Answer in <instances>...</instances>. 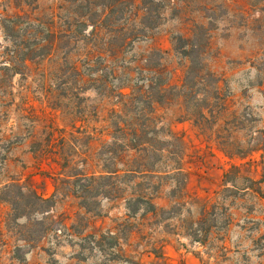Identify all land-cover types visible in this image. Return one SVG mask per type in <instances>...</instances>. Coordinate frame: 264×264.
<instances>
[{
  "label": "rangeland",
  "instance_id": "374dc122",
  "mask_svg": "<svg viewBox=\"0 0 264 264\" xmlns=\"http://www.w3.org/2000/svg\"><path fill=\"white\" fill-rule=\"evenodd\" d=\"M159 1L158 27L114 60L94 57L104 54L110 35H78L22 66L6 50L13 43L5 18L50 16L54 30H65L70 12L65 0H0V264H264V0ZM195 25L204 27L194 39L208 41L204 60L221 80L211 115L191 117L177 90L154 112L133 98L137 91L120 95L147 78L159 82V74L142 69L154 47L166 53L153 61L180 86L186 60L173 40L190 38ZM13 64L22 73L6 68ZM201 88L209 90L210 82ZM123 122L150 124L157 149L169 128L180 136L172 147L180 164L161 151L151 160L161 176L171 173L150 180L158 186L147 190L156 213L128 211L126 199L140 192L132 185L88 212L62 183L72 173L98 175L106 164L130 167V156L111 161L106 148L113 134L123 140L115 132ZM12 182L46 197L57 190L43 238L24 240L25 220H15L2 198ZM110 234L118 244L100 240Z\"/></svg>",
  "mask_w": 264,
  "mask_h": 264
},
{
  "label": "trees",
  "instance_id": "16d2710c",
  "mask_svg": "<svg viewBox=\"0 0 264 264\" xmlns=\"http://www.w3.org/2000/svg\"><path fill=\"white\" fill-rule=\"evenodd\" d=\"M65 2L67 6L63 8L70 12L65 20L67 23L65 30H54L56 22L50 16L36 17L31 13H23L5 18L3 29L6 36L12 38L13 43L12 49L7 47L6 50L17 58L19 64L24 66L30 60L50 55L58 48L60 41L70 46L78 35H81V39L88 40L103 39L104 34L110 35L105 44L103 43L105 45L104 54H97L94 57L100 62L105 57L114 60L136 42L148 39L150 33L159 24L160 15L155 16V8L160 3L159 0H140L138 4L136 0H65ZM90 27L91 30L88 31ZM200 29L204 27L195 25L190 38L174 37V50L186 60L180 86L171 85L167 68L160 61H153V56L163 59L166 53L154 47L146 58L147 64L142 69L159 74V82L155 83L152 77L147 78L149 82L146 85L132 87V92L129 94L120 92V95L133 97V91L134 93L137 91V98H133L139 100L140 103L147 104L151 112H154L156 105L161 106L169 102L170 96L174 90H177L176 94L181 97L184 110L191 117L206 118V113L211 115L215 100H218L221 95L219 87L221 80L209 69L204 60V47L208 41L205 40L202 43L194 39L195 32ZM89 61L95 62L94 58H89ZM6 68L12 70L14 75L22 73L21 68L16 64L6 66ZM97 71L99 70H93L91 75ZM207 80L210 82V88L202 92L204 89L201 86ZM154 131V128L146 123L142 125L136 122L116 124L115 132H120L123 140L112 133L113 140L106 144L107 151L111 155V161L130 156L131 166L127 169H120L117 166L111 167L110 164H106L103 172L98 175L82 172L67 175L62 179V183L69 194L79 199V205L82 208L93 212L98 208L101 199L117 198L124 191V186L132 185V187L136 186L140 192H133L132 196L126 199L128 211L133 215L141 210L156 213L157 208L152 202V193H148L147 190L152 188L155 191L158 186H152L150 180L168 177L171 173L166 172L161 176L156 170V164L151 160L156 156L160 159L161 155L157 154L158 151L165 153L168 160H172L177 165L180 164L181 157L180 150L172 148L180 142V136L176 132L170 128L166 130V138L159 142L162 147L157 149L155 139L150 137ZM181 170V167H174L171 172L179 173ZM227 176L228 173L225 174V177ZM136 179L140 181L137 182ZM1 193L3 200L12 206V215L15 220H25L24 227L27 234L24 240L43 238L47 232L48 215L56 204L57 190L51 196L46 197L33 188L12 182L5 185ZM143 205L145 208H142ZM161 211L165 212V210ZM90 237L96 239L93 235ZM105 238H111L115 244H118V237L113 234L102 235L100 240Z\"/></svg>",
  "mask_w": 264,
  "mask_h": 264
}]
</instances>
